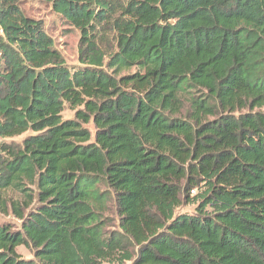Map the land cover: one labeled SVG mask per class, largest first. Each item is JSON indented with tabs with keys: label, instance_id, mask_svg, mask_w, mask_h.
Wrapping results in <instances>:
<instances>
[{
	"label": "trees",
	"instance_id": "16d2710c",
	"mask_svg": "<svg viewBox=\"0 0 264 264\" xmlns=\"http://www.w3.org/2000/svg\"><path fill=\"white\" fill-rule=\"evenodd\" d=\"M25 1L0 0V211L26 199L0 264H264V0H30L77 65Z\"/></svg>",
	"mask_w": 264,
	"mask_h": 264
},
{
	"label": "rangeland",
	"instance_id": "374dc122",
	"mask_svg": "<svg viewBox=\"0 0 264 264\" xmlns=\"http://www.w3.org/2000/svg\"><path fill=\"white\" fill-rule=\"evenodd\" d=\"M21 9L24 14L34 20L40 21L45 29L48 36H50L54 42L55 49L59 51L64 61L68 65L78 64V44H79V33L73 29L66 22L57 18L55 14L50 9L49 5L44 2L37 1H25L21 4ZM74 112L69 108H65L62 113V118L65 119H75ZM85 127L92 131L91 124L85 125ZM27 134L12 139H7L6 143H12L13 145L20 146L23 138ZM26 189H29L27 186ZM192 195L196 194V191L191 192ZM5 199L7 202L6 211H0V225L9 227L12 231L18 230L20 222L16 218L15 212L12 208V204H16L20 207L22 211H25V198L21 193L17 191H9L5 193ZM181 206L175 211L176 213H191L193 206L184 204V196H180ZM107 224L110 225L109 229L115 230L117 227V217L115 213L108 212ZM17 254L22 259H31L32 253L29 249L24 246H20L16 249ZM103 264H130V262L123 263H103Z\"/></svg>",
	"mask_w": 264,
	"mask_h": 264
}]
</instances>
